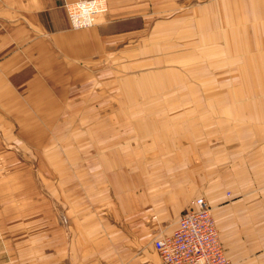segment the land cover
<instances>
[{
    "label": "crops",
    "instance_id": "1",
    "mask_svg": "<svg viewBox=\"0 0 264 264\" xmlns=\"http://www.w3.org/2000/svg\"><path fill=\"white\" fill-rule=\"evenodd\" d=\"M74 1L0 0V146L11 145L16 130L20 147L46 143L36 127L51 125L73 101L68 95L86 89L92 76L141 72L151 63L164 71L181 53L230 52L238 69L214 79L231 83L226 90L159 96L165 106H194L176 110L182 116L170 127L145 120L142 127L154 128L146 130L153 136L146 147L69 155L97 156L98 171L92 165L73 170L56 152L53 174L69 185L62 189L67 227L54 218L48 231L43 223V242L34 227L27 239L19 219H1L0 264H159L152 241L172 234L197 198L211 207L231 264H264V0H104L107 11L83 29L70 25L64 9ZM149 40H160L152 55ZM133 46L140 53L135 59L127 52ZM121 83L124 90L177 84L142 76ZM151 113L147 119L161 112ZM76 121L73 113L64 122L73 141L88 131L81 124L78 132ZM92 171L100 184L115 179L116 194L94 197ZM55 194L57 206L61 194ZM97 200L106 206L95 208Z\"/></svg>",
    "mask_w": 264,
    "mask_h": 264
},
{
    "label": "rangeland",
    "instance_id": "2",
    "mask_svg": "<svg viewBox=\"0 0 264 264\" xmlns=\"http://www.w3.org/2000/svg\"><path fill=\"white\" fill-rule=\"evenodd\" d=\"M153 28V24L148 26L149 30H153ZM177 40L178 42L181 41L180 51L186 49V39ZM158 41H148L149 49L147 50L150 55H152L151 51H156L155 47ZM175 41L176 39H174ZM143 43L145 41L139 42V47ZM127 52L132 54L133 59L136 55L140 56L136 46H133ZM204 56H207V59ZM235 57V55H230V52L228 57L221 52H203L197 53L196 56H193V53H181L175 55L176 60L166 64V68L169 69L164 71L151 63L148 66L143 65L140 67L148 69L141 72L99 74V76L88 78L85 84L87 88L80 92H71L68 95L73 101L70 100V104H62L63 108L56 114L57 116L54 118L56 120L51 125L45 127L44 123H41L40 127H36L37 133L40 135L45 134L44 141L49 138V142H41L42 144L37 145L38 147L30 145L20 147L21 145L18 144L21 136L20 132L16 130L10 135L9 143L11 145L0 146V220H8L10 224L19 221L22 225L20 227L26 230L27 239L32 238L31 234L33 232L30 231L34 227L37 233L41 232L43 242V223L50 231V228L55 226V218L63 228H66L68 224V220H66L68 205L64 202L66 197L62 189L63 187L68 188L69 185L66 178L61 174V180L53 174V167L56 166L53 157L56 156V152L59 151V156L66 165L67 163L72 165L73 170L86 165H92V169L95 170L97 169L95 166L99 163L97 156L87 155L86 157L80 156L77 158L69 155L74 153V150L83 151L88 148L100 151L101 148L115 150L116 147L124 148L126 145L135 146L137 144L146 147L153 137L152 132L146 133V130L152 129L153 126L151 127L149 123H146L142 127L145 120H151L147 121L151 124L157 123L156 125L161 126L160 128L170 127L182 116L175 111L184 108L181 102L176 101L167 103L165 106L159 102L158 97L228 89L231 83L226 81L217 82L214 79L221 78L220 80H222V77L228 76L227 73L231 69L237 72L238 66ZM141 76L152 83H159L164 78L177 84L166 89L147 87L124 90L121 82L126 78L138 79ZM207 76H210V79H205ZM182 82H185V85H182ZM145 96L149 98L150 103L144 102ZM133 98H135V101ZM185 104L189 105L191 102ZM193 106L191 104L189 109H184L189 111ZM151 112L161 113L153 115V119H147L151 117ZM73 113L77 115L74 127L78 128V132H81V124L84 128L86 125L88 126L86 127L88 131L82 140L79 138L73 141L71 135L66 136L64 134L65 129H68L65 128L64 122ZM104 118H106L105 124L101 122ZM62 136L66 137L61 139ZM125 156H128V154ZM157 171L156 168L155 172ZM98 173L94 171L91 173L96 179L95 190H91L94 197L102 196V194H116V180H112L110 176L108 182L100 184L101 178ZM103 177L102 174V179ZM60 181L61 189L58 187ZM57 190L61 195H58L59 199L55 203L57 206H55L53 205V198ZM102 190L103 192L100 193ZM227 197H230L229 193H227ZM7 205H10L8 210L1 208ZM104 206L106 205L98 204V200L94 202L95 208L102 209ZM17 219L19 220L16 221ZM10 227L12 226L10 225ZM1 228L2 226H0Z\"/></svg>",
    "mask_w": 264,
    "mask_h": 264
},
{
    "label": "built area",
    "instance_id": "3",
    "mask_svg": "<svg viewBox=\"0 0 264 264\" xmlns=\"http://www.w3.org/2000/svg\"><path fill=\"white\" fill-rule=\"evenodd\" d=\"M64 9L74 29L92 27L107 11L104 0L67 2ZM152 246L159 264H231L220 243L211 207L203 198L195 199L192 209L179 216L172 234L155 238Z\"/></svg>",
    "mask_w": 264,
    "mask_h": 264
}]
</instances>
